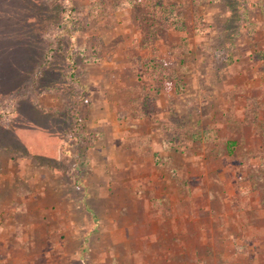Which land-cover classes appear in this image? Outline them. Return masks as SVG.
Returning a JSON list of instances; mask_svg holds the SVG:
<instances>
[{"label":"rangeland","instance_id":"rangeland-1","mask_svg":"<svg viewBox=\"0 0 264 264\" xmlns=\"http://www.w3.org/2000/svg\"><path fill=\"white\" fill-rule=\"evenodd\" d=\"M150 2L0 0V264L126 262L103 234L122 209L139 226L134 208L155 215L151 245L173 264H264L252 251L264 247V0ZM152 59L167 73L157 91ZM111 146L136 167L94 160ZM104 165L123 207L91 188L107 181ZM46 181L62 188L51 211L87 231L78 260L61 253L58 221L46 245L21 206L2 205Z\"/></svg>","mask_w":264,"mask_h":264},{"label":"crops","instance_id":"crops-1","mask_svg":"<svg viewBox=\"0 0 264 264\" xmlns=\"http://www.w3.org/2000/svg\"><path fill=\"white\" fill-rule=\"evenodd\" d=\"M110 124L114 125L115 127H118L119 123L116 121H113V122H110ZM113 137L116 138V141H119L118 133H114ZM125 139H126L125 134L122 133L121 140L124 141ZM97 151H98L99 157H95L94 160H96V162H101V164L102 163L107 164L108 166L109 164H111L112 165L111 168L115 167L117 171L119 170L121 171L120 173H117V174H121L122 172L126 173L125 171L128 172V170H133L134 167H136V160L134 159V157L137 158V156L134 155L132 152H125L124 150L120 151L119 149H115L114 146L111 148V150L101 147L97 149ZM108 166L104 165L103 167L104 174L108 176L107 177L108 182L106 181L103 184H99L97 187L92 186L91 188L92 189L98 188V190H100V192L102 193L101 196H103V198H107L105 199L106 202L103 203L104 206L112 205V206H122L123 207L125 206V204H128V201H125L124 198L120 197L116 199V198H112L108 196V193H107L108 189L114 188L113 185L112 186L109 185L110 173L107 170ZM105 170H107L106 172L108 173H105ZM94 171L96 173H99V175L101 173L97 165L96 167L94 166ZM149 177L150 176L148 175V178ZM2 179L4 180V182H0V189H3V188L8 189L9 185L6 184L5 178L2 177ZM145 179L147 180V178ZM128 181L130 182L131 180H124V181L121 180V182L124 184H126ZM10 187L11 189H13V186H10ZM58 189L60 190L62 188L58 187V185L52 182L46 181L41 187H39L36 190L30 189L28 192L26 191V193H23L21 191L23 195L21 193L22 195L21 196L20 193H18L20 197H17L16 193L10 194L9 197L3 198L2 205H7V206L16 205L18 207L21 206L22 207L20 209L21 212H24L25 216L27 217V220H26L27 232L31 233V234H28V236H30L32 239L33 238L35 239L38 237L41 239H44V241L46 242V245L49 242L47 239L51 236L53 232L52 227L51 226L49 227V222L58 221L60 224L59 226H57L56 229L60 231L62 234L63 249H64L63 252L61 253H64L65 259L68 258V260L69 259L78 260L79 258L82 257L84 245L86 243H89L90 241L88 240L87 231H85L84 228H82V226L77 225L74 222L76 221V219L74 218L75 215L70 214L67 210H61L59 211V213L51 211V207L56 205L55 203L57 201H61L60 198L56 197ZM170 190H173L172 187ZM60 196L63 197L64 194L62 195L60 194ZM79 200L81 201V203H79V206H81V204L82 206H84L85 203L83 202V199L79 198ZM144 200H147V204L148 202H150L149 199L146 197ZM64 204L68 207H71L74 205L71 199L64 202ZM97 204L98 203H95L94 201V203L91 206V209H88L87 211H92L93 214H98L99 211H96L93 208V206ZM133 204L134 203H132V205ZM58 205H60V203ZM133 206H136V205L134 204ZM129 207H131V204H129ZM128 211L129 209L127 210L122 209L121 213H118V214L115 212L111 213V220L112 222L115 223V225L114 224L109 225L110 228L106 229L105 231L107 233L103 234V239L108 238V240L111 242L113 246L116 247V249L122 243L123 245L121 244V247H120L122 250L121 249L119 250H121V252H123V254L126 255L128 259L126 260V262H123V263H113V262L111 263L110 262L108 264H173L172 262L167 260L165 257L158 256V254H161V251L159 249L152 247L151 245V240L155 241L152 237H158L156 235L157 226L155 224H157L156 223L157 220L155 218V215L152 213L147 214L146 211L142 212L141 209L134 208L132 211L134 214L143 215V220L141 221V223H139V226L135 227V225L130 223L131 219L129 217L124 216V218H122L123 214ZM106 213H108V211L107 212L105 211V214ZM107 216H109V213L107 214ZM120 216H121V219L119 220ZM67 218L69 219V225H66L65 227V223L68 220ZM119 221L123 222V225L121 224L122 226L121 229H118L117 224L119 223ZM65 229H67V231L69 230L66 235L64 231ZM109 230L111 231V233ZM78 237H80L81 240ZM149 237L151 238V240L149 239ZM136 238L139 240L140 243L137 242L138 240H136ZM147 238L149 239V244H146ZM34 242L35 241L32 240L29 245L32 246ZM259 249H261V251H258ZM61 250H62V246H61ZM169 251L170 249L168 250V252ZM252 251L255 252V255H258L260 253L264 254V247H261L256 244L254 245V248L252 249ZM111 252L112 251H108V253H111ZM147 254H150L149 256L150 258H147V256H145ZM141 256L143 260L139 258ZM86 262L87 261L84 257L80 259L81 264H84ZM226 264H261V263H259V261L256 259L255 256H252L250 261H241L240 263L229 261Z\"/></svg>","mask_w":264,"mask_h":264},{"label":"trees","instance_id":"trees-1","mask_svg":"<svg viewBox=\"0 0 264 264\" xmlns=\"http://www.w3.org/2000/svg\"><path fill=\"white\" fill-rule=\"evenodd\" d=\"M137 1H139V2H141V3H144V4H149V3H151L150 2V0H137ZM155 3H157V1L155 2ZM157 7H158V5H157ZM155 12H157L158 13V9L159 8H154V7H151ZM85 56V55H84ZM87 56V55H86ZM85 59L86 60H89V58H87V57H85ZM158 65H159V63L157 62V61H155V60H151V62L149 63V68L152 70V73L154 74L153 76H154V78H152V79H150L151 81H149V83L151 84V90H153V89H155L156 91H157V89H156V83H157V79H158V81H162L164 78H165V76H167L165 73H161V72H157V71H159L158 69H157V67H158ZM155 72H157V73H155ZM169 73V72H168ZM153 80H156L155 82L153 81ZM76 124V123H75ZM228 144H229V146H233L235 143H234V141H230V142H228Z\"/></svg>","mask_w":264,"mask_h":264}]
</instances>
